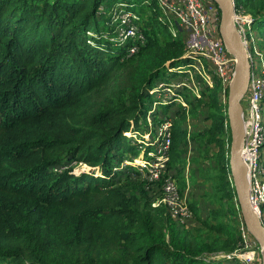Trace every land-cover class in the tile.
I'll return each mask as SVG.
<instances>
[{"label": "trees", "instance_id": "obj_1", "mask_svg": "<svg viewBox=\"0 0 264 264\" xmlns=\"http://www.w3.org/2000/svg\"><path fill=\"white\" fill-rule=\"evenodd\" d=\"M106 1L0 0V264H236L216 254L219 243L154 206L158 191L130 162L150 157L157 127L170 117L168 169L180 183L191 135L182 126L187 108L153 90L193 59L185 36L173 38L153 10L140 23L146 41L127 56L132 41L115 45L103 37L115 29L101 13ZM240 4L264 42V0ZM167 31L171 37L161 40ZM210 89L201 92L208 91L202 119L209 125L193 138L206 136L218 150L219 184L234 198L232 135L225 139L222 102ZM149 116L153 134L146 140ZM73 162L90 168L75 171ZM190 206L207 228L235 243L233 231Z\"/></svg>", "mask_w": 264, "mask_h": 264}, {"label": "built area", "instance_id": "obj_2", "mask_svg": "<svg viewBox=\"0 0 264 264\" xmlns=\"http://www.w3.org/2000/svg\"><path fill=\"white\" fill-rule=\"evenodd\" d=\"M233 3L234 22L251 66L249 88L242 97L245 103V106L243 105L245 127L241 155L248 171L250 204L261 213V207L264 204V162L260 160L261 150H264V51L259 48L254 35L252 14L237 0H233ZM119 5L120 12L115 18L118 25L114 27L113 34L105 32L103 37L111 40L115 45L128 40L132 41L127 52V56H131L139 51L140 43L143 44L146 41L145 34L140 29L142 16L141 13H135L134 8L129 10L128 2H120ZM158 5L160 19L167 25L173 38L187 33L186 53L189 54V58L197 60V63L193 65V71L190 68H179V71L187 70L181 80L172 83L160 81L153 90L155 95L164 102L172 96H176V100L179 101L183 98V90L191 89L198 94L202 89L203 79L212 87L214 81L211 76L213 75L219 80L224 90L227 86L229 88L235 74L237 59L228 50L217 30L221 14L216 1L158 0ZM205 62L211 64L209 70H212V75L208 74ZM198 77L202 79L196 80ZM183 104L187 106V103L183 102ZM148 120L151 122L150 116ZM173 124L172 118L165 117L153 136L150 157L133 158L130 162L139 168L142 177L158 191L153 205L166 206L170 215L178 223L185 224L193 217V210L181 193L174 174L168 169ZM139 133L137 131L134 134L135 138ZM147 137L149 138L150 134ZM57 169L63 170L65 167Z\"/></svg>", "mask_w": 264, "mask_h": 264}, {"label": "rangeland", "instance_id": "obj_3", "mask_svg": "<svg viewBox=\"0 0 264 264\" xmlns=\"http://www.w3.org/2000/svg\"><path fill=\"white\" fill-rule=\"evenodd\" d=\"M127 1L128 0H107L103 4V12L101 13L109 18V22H113V27H116L118 25V22L115 18L120 12L121 7L119 3H127ZM237 2H240V0H237ZM128 3L129 10H132V8H134L135 13H141L142 22L153 13V10L160 11L158 0H129ZM160 15L161 14H159V17ZM105 21L106 19L100 22L101 28L106 27L105 23L107 22ZM220 23L221 21L219 22V25L217 27L219 33ZM115 34L117 35V33ZM186 35L187 33H184L182 35V38H184V36ZM254 35L257 39L259 48L264 51V42L261 38L260 32L254 31ZM170 37L171 34L169 31L164 32L160 35L161 40H165ZM195 63H197V60L190 59L188 65L183 66L182 68H190L193 71V65ZM205 64L208 68V74L212 75V70H209V68H211V64L206 62ZM186 71L187 70H180L179 73L174 75L172 78H169V82L172 83L173 81L183 79L186 75ZM211 77L214 81L213 86H209L207 84V81L203 79L202 87L206 89V86H209L211 88L210 91L222 102V110L224 113V133H226L225 139L228 141L229 138L231 140V126L229 118H226L225 116L227 115L228 111L229 88L227 86L224 90L219 80L215 78L214 75ZM199 79L201 80L202 78H196V80L198 81ZM201 92L202 89L200 90V92H198V94L191 89L183 90V98H181L182 100L180 99L179 101H176L179 104V108H187V118L185 119V122H182V126L188 130L189 135L191 134L189 137L188 152L184 155L182 161H180L178 165L179 172L177 176H179L180 178V183L179 181L177 182L179 187L181 188V193L186 198L187 202L190 205L196 206L199 216L202 219H206V221L209 223L226 226L229 230L233 231L236 240L234 243L232 237H227L226 235H218L214 231L210 230L204 225L203 221L201 222L199 219H197L196 214L181 227L189 228L194 233L202 236L206 241H216L217 243H219L222 251H219L216 254L221 256L231 255L233 258H237L235 261L236 264H264L263 256L260 252V245L258 241L256 242L251 238V233L249 232L248 227L241 214L238 197L234 196V198H231L227 192H224L219 184L218 176L220 174V167L217 158L218 150L211 146V144L207 141L206 136L205 140H200V138H193L194 133L192 132H198V130L201 129L204 130L209 125L207 120L205 121L206 124H204V120L202 119L209 111V107L207 106L208 104H203V100H207L208 98V91L205 90L203 94ZM190 100L192 101L191 103ZM243 101L244 98H242V102ZM183 102L187 103V106H184ZM225 105L227 107V111L224 108ZM243 105L245 106L244 102ZM157 108L161 113L162 105L159 104ZM177 108L178 106H173L170 108L169 112H175ZM191 109H195L197 111L195 115H193V110ZM195 116L197 120L194 119ZM151 122H149V127H147L146 129V131L151 134L150 136H152L153 134L152 132H150V130H148V128H152ZM197 122H199L200 125L197 124ZM192 123L196 124L192 126ZM141 134L143 135L144 132L141 131ZM147 138L148 137L146 136L145 139L147 140ZM194 148L196 149L195 153H193ZM261 153L262 157L260 160L261 162H264L263 149L261 150ZM228 157L230 158V150ZM71 165L75 171L88 170L90 168V166L82 162H73ZM124 182L125 181H122L123 184Z\"/></svg>", "mask_w": 264, "mask_h": 264}, {"label": "water", "instance_id": "obj_4", "mask_svg": "<svg viewBox=\"0 0 264 264\" xmlns=\"http://www.w3.org/2000/svg\"><path fill=\"white\" fill-rule=\"evenodd\" d=\"M221 9L220 34L228 50L236 57V69L228 94V118L231 126L230 167L238 194L241 214L249 232L256 238L264 261V222L261 214L249 201V178L247 167L242 159V143L244 138V108L242 97L247 93L250 81L251 66L246 48L241 40L234 22L233 0H214ZM190 59V58H189ZM188 59V60H189Z\"/></svg>", "mask_w": 264, "mask_h": 264}]
</instances>
